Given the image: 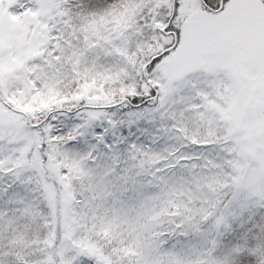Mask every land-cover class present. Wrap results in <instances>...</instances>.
Here are the masks:
<instances>
[{"label":"snow or ice","instance_id":"6c2138e0","mask_svg":"<svg viewBox=\"0 0 264 264\" xmlns=\"http://www.w3.org/2000/svg\"><path fill=\"white\" fill-rule=\"evenodd\" d=\"M0 264H264V0H0Z\"/></svg>","mask_w":264,"mask_h":264}]
</instances>
